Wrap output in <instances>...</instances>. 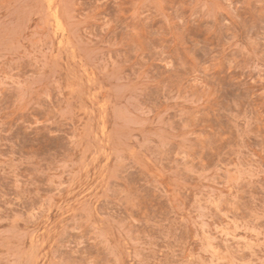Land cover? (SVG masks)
<instances>
[{
	"label": "rangeland",
	"instance_id": "374dc122",
	"mask_svg": "<svg viewBox=\"0 0 264 264\" xmlns=\"http://www.w3.org/2000/svg\"><path fill=\"white\" fill-rule=\"evenodd\" d=\"M0 264H264V0H0Z\"/></svg>",
	"mask_w": 264,
	"mask_h": 264
}]
</instances>
